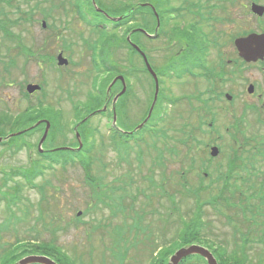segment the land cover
<instances>
[{"label": "rangeland", "instance_id": "obj_1", "mask_svg": "<svg viewBox=\"0 0 264 264\" xmlns=\"http://www.w3.org/2000/svg\"><path fill=\"white\" fill-rule=\"evenodd\" d=\"M235 2L228 13L235 33L255 28L254 17L241 5L247 0ZM99 3L115 11L124 4H132L131 0H119V6L118 0H98ZM63 10L66 11L63 13ZM95 16L98 15L91 0H0V23L11 36L4 38L0 30V120L3 117L13 120L29 103L36 108L38 100L43 101L54 112L55 123L60 121L61 127L54 138H46L43 151L76 147L74 128L86 115L82 107L92 110L101 106L103 100L85 103L90 94L106 89L101 86L106 73L98 74V82L94 85L96 73L93 68L105 58L101 52L103 45L114 44L117 37L118 52L110 49L109 59H118V73L113 75L125 76L128 91L116 103L115 126L131 131L147 113L144 105L146 86L143 90L138 87L141 107L132 106L130 99L133 55L127 51L122 39L130 32L125 33L126 29L132 28V20L118 24L117 28L116 24L100 16L97 20ZM45 43L48 46L43 48ZM27 48L36 53L31 51L29 54ZM60 51L68 60L66 67L56 65ZM141 77L146 83V76L142 74ZM28 84L39 85L41 91L28 97L25 91ZM172 90L175 94L183 91ZM184 92H190L189 88L186 87ZM181 105L158 111L157 115L161 113L162 119L171 123H151L157 135L152 138L147 135L138 147L130 142L127 152L119 147L123 152L118 153L114 147V143L118 146L119 142L118 138L111 137L114 113L108 111L94 117L93 120H102V123L87 126V131L93 135L88 136L87 142L89 146L93 145L88 172L78 165L64 168L56 165L36 178L34 187L27 185L21 177L14 176L13 182L10 178L8 186H20L21 199L11 207L15 219L8 229L2 228L11 212L7 210L6 200L0 201V255L3 249L10 250L17 240L39 242L54 238L55 245L76 264H150L154 254L162 248L175 246L179 233L201 213L204 227L199 230L197 239L201 238L204 245L213 249L216 245L224 247L228 253L233 250L239 254L244 252L251 264H258L259 259L264 264L261 229L250 228L244 223H228L215 208L202 203L210 199V193L195 192L198 169L189 166V162L197 153L204 152L205 146L197 139L207 142L208 127L205 124L204 136L197 137L195 112ZM79 109L83 116L80 119ZM165 129H168L167 140L163 139ZM9 131V128L5 129L7 134H13ZM40 138V132H37L20 141L27 146L18 151L0 144V184L6 178L3 173L13 174L39 158L36 146ZM159 151L165 152V168L153 163ZM163 175L169 184L166 193L163 188L152 185H162ZM184 179H187V185L182 190L180 185ZM39 186H45L48 202L46 198L43 201ZM186 190L193 196H186ZM196 200L200 205L198 208L196 204L194 207ZM25 207L29 215L24 218ZM241 235H248L251 242L244 246Z\"/></svg>", "mask_w": 264, "mask_h": 264}, {"label": "flooded vegetation", "instance_id": "obj_2", "mask_svg": "<svg viewBox=\"0 0 264 264\" xmlns=\"http://www.w3.org/2000/svg\"><path fill=\"white\" fill-rule=\"evenodd\" d=\"M131 2V41L140 52L132 48L130 99L132 106L141 107L138 87L143 90L146 86V97L143 98L147 113L138 122L145 124L132 134L130 142L141 144L147 135H152L150 138L157 135L151 123H171L170 120H163L161 113L157 115L158 111H165L167 107L171 110L169 107L180 103L187 106L190 112H195L197 137L205 133V124L208 127L207 142L197 139L205 146L204 152L197 153L189 162V166L198 169L196 192L212 195L202 203L215 208L228 223L259 227L261 239H264V57L247 61L239 56L234 44L237 38L264 33V14L259 17L251 12L252 4L264 7V1L247 0L246 4L241 3L256 21L255 28L241 34L235 33L228 14L235 0ZM95 18L100 19L98 16ZM113 47V51L118 52V37ZM59 53L63 55L62 51ZM144 57L158 82L157 98L148 119L146 116L154 101L155 80L146 67ZM115 63L117 66V58ZM142 74L146 76V83ZM123 79V92V83L117 80L108 92L106 88L104 92L98 90L90 94L85 105L103 100L102 105L90 110L77 123H102V120L93 118L108 111L115 112L117 101L128 91L125 76ZM186 87L190 92H184ZM172 89L183 91L175 94ZM165 130L163 139L167 140L168 129ZM213 147L218 149L215 156L210 155ZM166 159L165 152L159 151L153 163L165 168ZM166 181L162 185H152L163 188L166 193L169 185ZM185 185L187 179L180 185L182 190Z\"/></svg>", "mask_w": 264, "mask_h": 264}, {"label": "trees", "instance_id": "obj_3", "mask_svg": "<svg viewBox=\"0 0 264 264\" xmlns=\"http://www.w3.org/2000/svg\"><path fill=\"white\" fill-rule=\"evenodd\" d=\"M97 4H98V0H97ZM98 5L109 16L124 17L120 21V23H127L131 20V15L129 14L130 6H127L124 4L120 9L115 11V10L110 9L109 7L104 6L103 4L99 3ZM95 14L98 15L96 12ZM98 16H100L101 18H103L105 21L108 22V20H106L103 16L101 15H98ZM120 23H117L116 26H118V24ZM130 29L132 28L126 29L125 33L127 34L130 31ZM0 30L3 32L4 38L8 39L11 37L10 33H8V31L4 28V25H2L1 23H0ZM122 40H123V43L127 51H130L133 54L132 48L125 41V36L123 37ZM47 46H48V43H45L43 48H46ZM111 47H112V44L103 45V50H101V52H103L102 56L105 58L101 59L100 65L95 64L97 66L93 68V71L96 73L95 77H93L94 85L98 82L97 81V77L99 76L98 74L106 73V78L103 80L102 85H101L102 89L107 87V85L109 84V82L114 76L113 74L118 73V68L116 66L115 61H112L111 59H109ZM27 50L29 54H31L32 52L33 54L36 53L35 51H33L32 48L31 49L27 48ZM38 101H39L38 106L36 108L32 104L29 103L26 110L18 114L13 120H11L10 117H3V119L0 120V137H6L7 135H9L7 134V132H5V129L7 128H9L10 130L9 132L14 133V132H18L21 130H25L26 128L32 126L33 124H35V122L41 119H46L51 122L50 130L48 132L47 138L49 137L54 138L56 132H58V130H60L61 127L59 126V123H55L57 119L54 116V112H52V110L49 109L50 107L45 106V103L43 101L41 100H38ZM82 110H84L86 114L90 112V110L88 109L86 110L83 107H82ZM78 111H79L78 116L80 119L83 116L80 114L81 110L79 109ZM88 124L89 123H79V125L77 126V131L82 141V146L79 150H63V151L52 150V151L39 152L37 149L36 152L39 158L36 160H32L28 167L18 170L14 172L13 174L3 173V177H6V178H4L3 182L0 184V201L6 200L5 202H6L7 210L8 212H11V213L9 214L8 218H6L5 227L2 229H6V228L8 229L9 224L12 221V219H15V213L11 210V207L19 203L21 199L20 186L18 185L8 186V182L10 181V178L13 182L14 176L21 177L27 185L34 187L33 185L34 180L38 177L43 176L45 171L52 169L56 165L60 166L61 168H64L68 165H72V166L78 165L85 172L89 171L91 162L88 160V158H89V155H91L92 153L91 148H93V145L89 146L87 142H88V136H93V135L91 134V132L87 131ZM44 128H45V124H40L37 127L32 128L28 131H25L18 136L11 137L7 141L0 143V144L3 146H6L8 149L14 148L16 151H18L19 149H22L23 147L27 146L26 143H23L20 141H23V140L25 141L26 138L31 137L33 134L37 132H40V135L42 136ZM111 130H112L111 137L118 138V141H119L117 142L118 146L116 143H114V147H116L117 152L118 153L123 152V151L127 152L126 149L130 146L131 137L128 135L121 134L114 128H112ZM92 142H94V140ZM139 144H135V145L138 147ZM75 146L78 147L77 141H76ZM119 147H122L123 151L120 150ZM38 190L41 194L44 195L43 201L46 198L48 202V197L46 196L45 186H39ZM186 194H188L186 196H189L190 194H192L193 196V193L189 190H186ZM173 199L174 197L172 196L171 197L172 204L174 203ZM197 201L198 200L195 201L194 207L196 204V207L198 208L200 207V205H198ZM24 211H25V216H24L25 218L26 216L29 215V211L26 207ZM201 220H202V215L201 213H199L197 214L196 219H194V222H192V224L187 229L182 230L179 233V235L177 234L178 235L177 240H179L177 241V244H175V246L173 245L168 248H162L157 254H154L155 257L152 258V261L150 264H166V262L168 261V258L174 253L176 249L187 246V245H191V244H199V245L202 244L204 247L208 248L212 252L214 257L216 258L218 264H251L250 261H248L247 255L244 252L239 254L237 250H233L232 252L228 253L224 247H220L216 245V248L213 249L212 247L211 248L207 247L209 246L207 244L204 245V242L201 241V238L200 240H198L197 238L199 236L198 234L199 230H201L204 227ZM241 237L244 241V246L245 244H248L249 242H251V238L248 235H245V236L241 235ZM155 251H153L152 254L155 253ZM27 255H45L53 259L57 264H76V262L73 259H71L70 256H68L65 252H63L60 248H58L55 245L54 238H51L50 240H42L39 242L38 240H33V239L25 240V241L17 240L16 244L12 246L10 250L3 249V252L0 255V264H14L17 260ZM257 262L258 264H263L261 263L260 259ZM179 264H206V262L202 257L193 255V256H189L183 259Z\"/></svg>", "mask_w": 264, "mask_h": 264}, {"label": "water", "instance_id": "obj_4", "mask_svg": "<svg viewBox=\"0 0 264 264\" xmlns=\"http://www.w3.org/2000/svg\"><path fill=\"white\" fill-rule=\"evenodd\" d=\"M93 5L95 7V9L99 12H102L100 9H98L95 6L94 0H92ZM251 12L253 14H255L256 16L261 17L264 14V7L263 6H259L256 4H252L251 5ZM103 13V12H102ZM110 21L112 22H118L120 20H122L124 17H109L107 16L105 13H103ZM130 14V13H129ZM44 27V24H43ZM133 33V31H131L127 37H126V42L135 50H137L138 52H140V50L138 49L137 46H135L131 40H130V35ZM235 47L238 51L239 56H241L242 58H244L247 61H255L258 58H263L264 57V33L261 34H249L248 36L244 37V38H237L234 42ZM144 56V55H143ZM145 63H146V67L148 69V71L152 74V76L154 77L155 80V95H154V101L150 107L149 113L147 115V118H149L151 111L153 109L155 100L157 98V93H158V82H157V78L156 75L154 74V72L150 69L149 65L146 62V59L144 57ZM56 63L57 66L62 67V66H67L68 65V61L66 58H64L62 56L61 53H59L56 57ZM120 81L123 83V90L122 92L125 90V85H124V79L122 76H117L115 77L112 82L110 83L109 87H108V91L110 90V88L112 87V85L116 82V81ZM26 92L28 94H33L36 91L40 90V86L39 85H34V84H28L25 88ZM107 91V92H108ZM116 100V99H115ZM114 100V101H115ZM105 108V107H104ZM103 108V109H104ZM115 114L113 115V123L112 125L115 126ZM41 122H44L43 124H45V129L43 132V135L41 136L39 142H38V149L39 151H41V146L43 144V142L45 141L49 128H50V123L48 121H39L37 123H35L32 127L16 132L14 134H10L7 137H0V143L7 141L8 139H10L13 136H18L20 134H22L25 131H28L36 126H38L39 124H41ZM144 125V123H141L140 125H138L134 131L139 130L140 128H142V126ZM118 129V128H117ZM75 131V137L78 141V149L81 148V140H80V135L79 133L76 131V129H74ZM131 134V133H130ZM60 150H72L71 148H59L56 149V151H60ZM218 152V149L213 147L210 150V155L211 156H215L216 153ZM193 255H197L202 257L206 264H218L216 258L214 257V255L205 247L197 245V244H191V245H187L184 247H181L179 249H177L170 257L168 260L167 264H179L183 259L189 257V256H193ZM14 264H57L53 259H51L50 257H47L45 255H27L24 256L22 258H20L18 261H16Z\"/></svg>", "mask_w": 264, "mask_h": 264}]
</instances>
